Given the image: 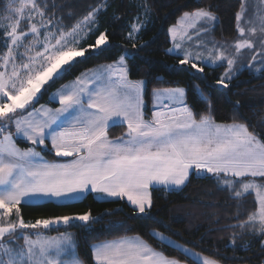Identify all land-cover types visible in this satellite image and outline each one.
<instances>
[{"label":"snow or ice","instance_id":"obj_1","mask_svg":"<svg viewBox=\"0 0 264 264\" xmlns=\"http://www.w3.org/2000/svg\"><path fill=\"white\" fill-rule=\"evenodd\" d=\"M110 6L95 0L78 12L67 0H0V264H86L76 233H46L59 225L90 231L105 215L123 211L26 221V206L67 207L93 195L103 202L125 201L135 216L149 218L154 190L182 189L193 176L213 180L235 202L234 222L217 229L240 230L228 242L233 251L248 235L252 240L241 247L251 251L254 241L256 254L264 255V135L235 117L218 122L199 85L194 95L206 111L197 113L188 104L185 88H154V110L146 118V81L130 79L129 60L147 46L134 42L151 19L147 0L136 5L129 24L125 39L131 50L85 68L49 93L78 66L108 52L115 33L101 30L100 18ZM214 8L208 3L184 11L169 26L172 47L166 53L179 57L172 67L198 78L205 67H223L216 86L225 89L244 71L264 76V0H241L234 13L237 38L230 44L210 38L219 22ZM45 94L58 107H36ZM117 126L125 131L110 138ZM18 140L31 146L21 147ZM37 148L68 159L47 160ZM149 235L158 245L182 249L192 264H220L162 232ZM88 252V264H182L138 234L91 243Z\"/></svg>","mask_w":264,"mask_h":264},{"label":"trees","instance_id":"obj_2","mask_svg":"<svg viewBox=\"0 0 264 264\" xmlns=\"http://www.w3.org/2000/svg\"><path fill=\"white\" fill-rule=\"evenodd\" d=\"M58 4L65 0H56ZM76 5V11L82 12L86 4L95 0H67ZM141 0H108L111 5L105 14L101 16L103 30L107 28L114 32L111 37L112 46L100 58H93L88 63L78 66L74 72L58 81L51 93L61 84L71 80L80 71L92 67L98 62H108L123 54L124 49H132V42L125 37L129 31V24L137 15L136 7ZM241 0H147L151 9V19L147 27L140 33L139 39L134 41L147 42V46L139 49L134 58L129 60L130 79L145 80V112L148 116L154 110L152 107V90L154 88L183 87L187 90V102L197 113L207 110L206 105L194 95V85H199L204 94L209 96L212 102V114L218 122H232L235 117L239 122H246L257 132L264 135V76H254L248 71L242 72L228 89L216 86V80L224 71L223 67H205V74L198 78L199 74H192L173 68L178 63L179 57L166 53L171 47L168 37L169 26L175 24L184 11L206 6L208 3L215 5L220 22L217 31L221 36H226L232 42L237 38L234 13L239 10ZM64 12L69 9H63ZM59 13V10H58ZM121 17L115 19V16ZM94 39V38H93ZM123 46V47H121ZM167 81V83H165ZM49 101L45 94L37 105ZM239 102L240 107L234 105ZM36 105V106H37ZM125 131V127H113L109 130V136L116 138ZM24 146H31L18 140ZM42 149V148H39ZM42 151L52 159H60L48 149ZM153 207L149 218L135 216L132 208L125 201L103 202L98 197L89 195L82 203H75L67 207H58L56 203H41L38 206H26L22 209L26 221L37 218H50L57 215L82 214L91 211L93 215H100L108 210L123 209L112 215H105L103 220L92 226L90 231L67 226H53V230L47 234H56L73 230L79 240V254L88 264V245L100 241L112 240L120 236L140 235L158 250H163L166 255L176 257L181 262L192 264V257L180 248L163 247L158 245L157 239L149 235L152 230L174 238L183 245L191 247L206 256L216 259L220 264H261L264 255H257L259 245L252 242L251 251L244 250L241 245L252 238L244 235L238 240L235 251L229 240L233 232L239 229L227 228L219 231L224 225L234 221L231 217L237 212L235 202L228 199V193L218 191L215 182L211 179H197L193 176L189 183L182 189L175 191L154 190ZM252 197H248L246 208H251ZM243 219V217H241ZM219 220V223L216 221ZM111 222V223H110ZM225 245H228L225 247ZM233 257H244L236 259Z\"/></svg>","mask_w":264,"mask_h":264},{"label":"rangeland","instance_id":"obj_3","mask_svg":"<svg viewBox=\"0 0 264 264\" xmlns=\"http://www.w3.org/2000/svg\"><path fill=\"white\" fill-rule=\"evenodd\" d=\"M4 21L2 20V19H0V23H3ZM219 22H220V18H219ZM219 22H218V24H219ZM218 24L216 25V28H215V31L213 32V34H212V37H210V38H214L215 40H217V41H221V42H227V43H231L232 42V40L231 39H228L226 36H221L220 37V33H218V29H217V26H218ZM187 46V45H186ZM171 47H172V45H171ZM229 50H231V49H229ZM68 82V81H67ZM66 83V82H65ZM64 84V83H63ZM183 88V87H182ZM56 90V89H55ZM55 90H53L52 92H54ZM54 108V107H53ZM60 226V225H59ZM68 231H71V232H73V233H75L73 230H68ZM159 232H161V231H159ZM57 234V233H56ZM56 234H53V235H56ZM46 235H52V234H47L46 233ZM166 235V234H165ZM168 236V235H167ZM172 238V237H171ZM173 240H175L174 238H172ZM106 241H108V240H106ZM175 241H177V240H175ZM101 242V241H100ZM178 242V244H180V245H183L182 243H180L179 241H177ZM96 243H99V242H96ZM185 247H187V248H189V249H192L194 252H197V253H201V252H199V251H196L195 249H193V248H191V247H188V246H186V245H184ZM202 255H204V256H206L205 254H203V253H201ZM190 256V255H189ZM191 257V256H190ZM209 257V256H208ZM87 264V263H86Z\"/></svg>","mask_w":264,"mask_h":264},{"label":"crops","instance_id":"obj_4","mask_svg":"<svg viewBox=\"0 0 264 264\" xmlns=\"http://www.w3.org/2000/svg\"><path fill=\"white\" fill-rule=\"evenodd\" d=\"M168 88H170V87H168ZM40 105H46V106H48V107H58V104L57 103H49V101H45V102H42V103H40L39 105H37L36 107H39ZM151 116V115H150ZM150 116H148L147 114H146V118H150ZM110 138H112V137H110ZM17 143H18V141H17ZM21 147H28V146H24V145H21L20 143H18ZM37 151H41V153H42V155L45 157V159H47V160H59L60 162H64L66 159H68V158H60V159H52V158H50L48 155H46L43 151H42V149H39V148H37L36 149ZM98 197V196H97ZM99 199H101L100 197H98ZM182 264H187V263H184V262H182Z\"/></svg>","mask_w":264,"mask_h":264}]
</instances>
